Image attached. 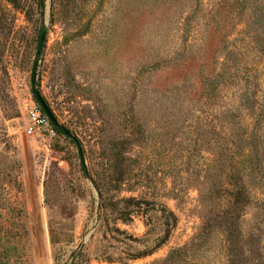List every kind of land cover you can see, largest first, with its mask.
I'll return each instance as SVG.
<instances>
[{"label":"rangeland","instance_id":"1","mask_svg":"<svg viewBox=\"0 0 264 264\" xmlns=\"http://www.w3.org/2000/svg\"><path fill=\"white\" fill-rule=\"evenodd\" d=\"M0 264H264V0H0Z\"/></svg>","mask_w":264,"mask_h":264},{"label":"water","instance_id":"2","mask_svg":"<svg viewBox=\"0 0 264 264\" xmlns=\"http://www.w3.org/2000/svg\"><path fill=\"white\" fill-rule=\"evenodd\" d=\"M45 37H46V30L43 29L40 35V40H39V44H38V48H37V53H36V61L34 63V68H33V75H32V84H33V91H34V96L37 98L40 106L42 107L44 113L48 116V118L50 119L51 123L54 124L57 128H59L64 134H66L67 136H70L77 144L78 148H79V152L80 155L82 156V151H81V147L79 142L72 136V134L66 130L65 128H63L55 119V117L53 116L52 112L50 111V109L48 108L45 100L42 98V96L39 94V92L36 90L35 88V78H36V68L38 65V58L41 54L43 45H44V41H45Z\"/></svg>","mask_w":264,"mask_h":264},{"label":"built area","instance_id":"3","mask_svg":"<svg viewBox=\"0 0 264 264\" xmlns=\"http://www.w3.org/2000/svg\"><path fill=\"white\" fill-rule=\"evenodd\" d=\"M28 116L30 122V125L27 128L28 134H34L36 130L41 128L45 129L49 133L55 132L50 119L44 113L42 108H40V106L34 105L31 107Z\"/></svg>","mask_w":264,"mask_h":264},{"label":"trees","instance_id":"4","mask_svg":"<svg viewBox=\"0 0 264 264\" xmlns=\"http://www.w3.org/2000/svg\"><path fill=\"white\" fill-rule=\"evenodd\" d=\"M211 83H215V84H213L211 87H212V90H214V91H216V89H219V84H218V82H211ZM35 99L37 100V98L35 97ZM38 101V100H37ZM254 109V111H256L257 110V108H253ZM233 117V116H232ZM234 118V117H233ZM253 132H254V130H253ZM247 138H245L244 139V141L245 142H248L247 140H246ZM228 140V144H227V146H224L223 148H226L227 150H231V149H233V145H234V141H235V138H228L227 139ZM247 145H249V143L247 144ZM247 150H242V151H246L245 153H246V155L248 156V155H250L251 154V152H250V149H248V148H246ZM239 188V187H238ZM238 188H236V189H238ZM245 188L243 187V190H244Z\"/></svg>","mask_w":264,"mask_h":264}]
</instances>
